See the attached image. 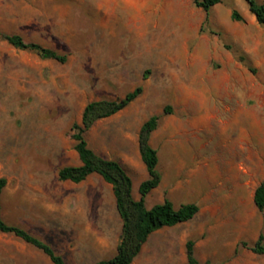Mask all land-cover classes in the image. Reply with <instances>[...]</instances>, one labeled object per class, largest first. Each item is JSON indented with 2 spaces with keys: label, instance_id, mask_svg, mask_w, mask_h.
<instances>
[{
  "label": "rangeland",
  "instance_id": "obj_1",
  "mask_svg": "<svg viewBox=\"0 0 264 264\" xmlns=\"http://www.w3.org/2000/svg\"><path fill=\"white\" fill-rule=\"evenodd\" d=\"M233 10L242 21L231 20ZM0 33L67 56L61 64L0 41L7 224L40 238L67 264L112 257L93 256V244L105 241L108 250L120 236L110 187L97 176L62 182L58 172L80 164L71 127L86 104L141 86L126 109L85 133L88 146L118 160L138 196L147 178L139 131L159 116L150 145L162 185L146 205L194 203L199 213L154 234L134 264H184L188 240L201 264H264L250 249L264 235V211L253 201L264 184V27L245 0H222L208 14L193 0H0ZM0 264L51 263L0 233Z\"/></svg>",
  "mask_w": 264,
  "mask_h": 264
},
{
  "label": "trees",
  "instance_id": "obj_2",
  "mask_svg": "<svg viewBox=\"0 0 264 264\" xmlns=\"http://www.w3.org/2000/svg\"><path fill=\"white\" fill-rule=\"evenodd\" d=\"M245 1L256 22L264 27V2L260 3L259 0ZM221 2L222 0H193L195 7L200 8L207 14ZM231 20L240 22L243 18L236 10H233ZM0 41L7 42L17 50L34 52L44 60H53L61 64L67 62L66 55L58 54L35 43H27L19 35L0 33ZM144 78H146V74ZM141 94L142 87L138 86L122 99L115 101L101 99L86 104L80 123H74L71 127L72 139L75 142L74 150L78 155L80 165L64 167L58 172V179L62 182L79 184L92 175H98L112 187L115 209L121 221L119 242L116 253L112 258L94 264H133L152 234L163 228H172L189 222L199 213V207L194 203L182 204L178 208H175L172 202L167 199L151 208H147L145 204V198L161 183V175L157 171L158 153L150 145V137L158 127L159 116L153 115L146 120L142 124L138 135L140 158L148 174L147 179L139 185V200L133 198V183L124 167L115 160L99 156L88 146L84 136L86 132L92 129L97 122L110 118L126 109ZM169 110V108H165L164 114L168 113ZM5 186L6 180L0 179V196ZM253 201L256 209L263 212L264 184H260L255 189ZM0 233L13 235L25 244L40 251L50 260L51 264H67L65 259L57 254L50 245L19 226L7 224L1 214ZM243 246L247 247L248 245L243 243ZM250 249L255 254L264 255L263 234L259 235ZM185 252V264H200L195 256V242L193 240L186 242Z\"/></svg>",
  "mask_w": 264,
  "mask_h": 264
},
{
  "label": "crops",
  "instance_id": "obj_3",
  "mask_svg": "<svg viewBox=\"0 0 264 264\" xmlns=\"http://www.w3.org/2000/svg\"><path fill=\"white\" fill-rule=\"evenodd\" d=\"M264 2V1H263ZM262 2V3H263ZM138 148H139V146H138ZM140 155V154H139ZM102 157V156H101ZM105 158V157H104ZM106 159H108V158H106ZM109 160H113V159H109ZM116 161H118V160H116ZM119 162V161H118ZM120 163V162H119ZM121 164V163H120ZM80 165V164H79ZM122 165V164H121ZM123 166V165H122ZM124 167V166H123ZM124 169H125V167H124ZM126 170V169H125ZM127 171V170H126ZM128 173V172H127ZM92 176H97V177H99L101 180H102V178L100 177V176H98V175H92ZM91 177V176H90ZM147 177H148V174H147ZM147 179V178H146ZM145 179V180H146ZM103 181V180H102ZM144 181V180H143ZM142 181V182H143ZM104 182V181H103ZM107 184V183H106ZM109 187H110V189H111V192H112V187L109 185V184H107ZM140 185V184H139ZM161 185H162V179H161V183H160V185L156 188V189H154L151 193H154V192H156V191H158L159 189H160V187H161ZM132 191H133V188H132ZM150 193V194H151ZM149 194V195H150ZM112 195H113V193H112ZM133 195V194H132ZM149 195L145 198V204H146V200L148 199V197H149ZM114 198V197H113ZM133 198L135 199V200H139V198H140V196H139V193H138V196H133ZM164 202V200H162L159 204H161V203H163ZM156 205V204H155ZM147 206V205H146ZM154 206V205H153ZM148 208V207H147ZM149 208H151V207H149ZM120 224H121V221H120ZM181 225V224H180ZM177 226H179V225H177ZM176 227V226H175ZM173 228V227H172ZM163 229H166V228H163ZM163 229H161V230H163ZM161 230H159V231H161ZM159 231H157V232H155L154 234H156V233H158ZM120 232H121V230H120ZM154 234H152L150 237H149V239L154 235ZM36 237V236H35ZM120 237V236H119ZM38 238V237H37ZM40 239V238H39ZM149 239H148V241H149ZM147 241V242H148ZM118 242H119V238H118V240L113 244V246L110 248V249H108V250H106V248H105V245H106V242L105 241H99L98 243H96V244H93V248H95V250H96V253L95 254H93V256H95V259H96V257H98L99 255H108V256H110V255H112V257L115 255V253H116V247H117V245H118ZM146 244H144V246H145ZM144 246L142 247V250H141V252H140V254L142 253V251H143V249H144ZM84 251H86L85 249H84ZM140 254H139V256H140ZM63 257V256H62ZM111 257V258H112ZM138 258V257H137ZM110 259V258H109ZM49 260V259H48ZM102 260H108V258H106V259H102ZM102 260H97L96 262H99V261H102ZM136 260V259H135ZM135 260H134V262H135ZM50 261V260H49ZM93 261V264L94 263H96V262H94V260H92ZM91 261V262H92ZM199 261V260H198ZM134 262H133V264H134ZM51 263V262H50ZM186 263V252H185V262H184V264ZM201 264V263H200Z\"/></svg>",
  "mask_w": 264,
  "mask_h": 264
},
{
  "label": "bare ground",
  "instance_id": "obj_4",
  "mask_svg": "<svg viewBox=\"0 0 264 264\" xmlns=\"http://www.w3.org/2000/svg\"><path fill=\"white\" fill-rule=\"evenodd\" d=\"M82 8V7H81Z\"/></svg>",
  "mask_w": 264,
  "mask_h": 264
}]
</instances>
